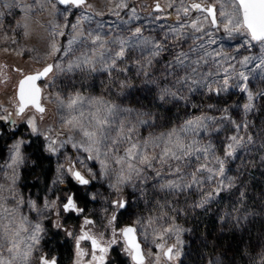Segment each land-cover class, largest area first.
Segmentation results:
<instances>
[{
  "label": "rangeland",
  "instance_id": "obj_1",
  "mask_svg": "<svg viewBox=\"0 0 264 264\" xmlns=\"http://www.w3.org/2000/svg\"><path fill=\"white\" fill-rule=\"evenodd\" d=\"M87 3L105 14L97 16L88 8L60 6L56 0H41L40 4H38V0H0V64L6 65L8 68L6 71L9 73L13 69L16 70V73L19 72L17 76L16 74L12 75L9 83L0 87V115L12 114L11 120L0 121V140L2 143L5 141L7 143L6 152L0 164V234L6 231L5 225H7L8 231H16L19 229V224L23 222L28 228V232H21L24 240L21 247L32 248L30 264H39L41 254L47 259H54L53 231H60L62 238L66 235L70 237L72 245L69 260L73 263L81 262L77 248V228L69 223L73 214L62 210V203L70 194L69 184L75 183L71 174L67 172L70 159L73 161L76 158L84 160L96 174L93 179L85 172L90 183L81 189H74L73 199L75 203L79 200L84 202L85 218L94 222L93 227H87L91 228L95 234L104 233L109 240L112 238L109 233L112 226L109 225V220L114 209L117 208L116 202L120 201L121 195L124 197L123 202L126 204V209H129L124 214L128 220L119 223L121 224L119 228L113 226L116 231L127 225L133 226L137 219L143 223L149 217L158 215L160 209L156 204L157 200L164 204V210L169 215L174 216L176 225L186 229L185 219L190 210L202 209L206 213L207 207L209 208L210 203L219 195L226 196L233 192H241L243 184L240 171L244 172L245 169H249L251 161L260 154L258 159L262 163L264 160V76L256 70L258 60H253L245 69H242L252 74L248 81L235 80L234 83L239 84V87H234L230 83L224 91H210L206 85L213 78L195 84L190 79H183L181 83H177L180 77L188 76L189 72L177 63L176 54L181 51L188 52V58L184 62L185 65H188L192 60L198 59L203 50L190 52V40L174 43L171 36L165 38V33H168L171 27H180L181 24L187 23L192 17L181 15V18L177 20L174 7L158 12L154 7L155 0H147V2L132 0L128 4V8L120 11L119 15L123 19H118L116 15L107 11V0H87ZM53 5H55V11L52 15H48ZM133 8L136 9L135 18L131 15ZM198 15L200 13H193V17ZM81 16L90 17L89 20L81 23L85 34L92 31L100 32L105 37L128 39L131 35L130 30L140 27L143 38L163 43L165 47L155 57H150L152 49L149 45L141 44L129 48L124 59L117 61V68L91 73L90 79L85 82L82 79L85 73L81 68L74 65L71 70H68L67 65L73 55L64 54L67 41L72 33L71 25L80 20ZM53 19L57 25H67L61 29L65 35H53L57 31L55 26L50 23ZM97 24H103V28H97ZM206 31L212 34L211 37L203 36L208 50H223L230 58H234L231 59V63L236 64L238 68V60L244 56L259 57L261 55L259 43L254 44L246 33L243 36L239 33L229 35L222 27L212 26H208ZM210 38L214 39L216 43L208 46L207 41ZM53 40L61 48V51L55 55H49ZM246 40L249 41V44H244ZM74 47L81 51L85 48H94L90 42ZM115 47L116 45H109L105 59L111 57V49ZM88 54L91 55V52ZM149 58L151 59L150 64L147 63ZM50 62L62 64L63 70H54L40 84L43 90L42 104L46 109L45 114L41 117V115L29 111L16 117L13 114L15 110L14 90L16 88L12 87V80L15 83V80L40 70ZM120 68H124L125 71H120ZM145 70H148L147 76L144 75ZM208 70L209 65L205 64L201 72L203 74ZM54 72H58V74L54 76ZM109 72L120 79H130L133 82L132 88L125 89V96L121 98L122 103L128 102L137 109H143L142 114L145 116L153 112L157 114L156 124L151 127L147 125L141 127V137H147L149 131L154 133L168 131L188 119L211 116L215 119L205 121L208 125V132L200 130L198 139L206 141L205 146L211 144L216 155L223 156V149L230 142L231 136L238 135L243 138V143L237 148L234 156L228 158L226 176L231 178L230 185L210 196L202 207L200 205L205 194L216 187L215 180L206 182L203 186L194 185L191 189L181 187L178 190L167 189L164 193H160L153 188L154 184L159 183V178L156 177L143 185L146 192L142 193L139 190L141 188L139 180L135 181V187L126 182L120 186L123 188V192H118L113 170L119 165L113 161L105 174L99 160H87L88 153L83 152L82 148H74L72 144L74 136L80 134L79 130L73 129L70 133L68 128L71 126L67 123L73 117L82 123L84 118L80 115L81 111L85 112V115L92 111L88 104L81 103V101L69 109L67 108L69 101L77 96L81 97V95L85 100L90 96H99L110 78ZM214 79L219 80L220 77L217 76ZM146 81H155V83ZM243 87H246L247 90L241 91ZM165 88H172L180 94L187 93L190 102H185L178 97H166L165 99H171V103L168 104L159 102L158 93ZM249 93L252 94L251 101L248 99ZM113 96H115L114 92ZM195 102H198V105ZM249 103L252 105L251 109H245L244 106ZM210 104L213 107H208ZM170 110H174L173 116L172 118L167 117V119L163 111ZM29 117L35 118L36 132H33L31 125L27 123ZM30 135L35 141L39 138L42 150L53 159L54 170L45 192L42 194L36 191L28 196L21 191L20 177L28 163V154L24 149ZM249 136L252 137V142L248 141ZM50 140L57 142L55 151L49 150ZM17 143L20 144L21 159L13 167H8L7 165L12 163V157L15 155L13 146ZM118 154L124 155L123 150L121 149ZM192 161L191 170L196 165V157H192ZM78 169L84 172V169L79 166ZM145 171L148 176L155 177V173L150 169H145ZM165 178L174 179L175 177L169 175ZM165 201H169L170 206L168 203H164ZM165 222H168L167 218H165ZM36 225L41 228L39 233H35ZM136 228L142 250L146 252L147 248L151 247L152 252L158 254L160 249L156 248L154 244L149 245L141 235L142 229L139 226ZM185 233L186 231L181 233L182 239H184ZM32 235L38 236V239L32 240ZM79 247L84 250L86 246L80 243ZM124 247L123 242L118 238V242L110 246V255H108L105 264H133L131 257L124 251ZM14 256V252L0 251V261L4 264H10ZM152 259H155V255Z\"/></svg>",
  "mask_w": 264,
  "mask_h": 264
},
{
  "label": "snow or ice",
  "instance_id": "obj_2",
  "mask_svg": "<svg viewBox=\"0 0 264 264\" xmlns=\"http://www.w3.org/2000/svg\"><path fill=\"white\" fill-rule=\"evenodd\" d=\"M61 5H67L69 7L75 8H88L90 5L87 3V0H59ZM155 10L158 12L164 11V8H161L159 3L155 4ZM175 8L176 19L179 20L181 15L184 17H192L187 23L181 24L180 27H171L168 33H165V38L167 39L171 36L174 43H178L184 40H190L191 44L189 45L190 52L202 51V54L198 59L192 60L190 64L185 65V60L188 58V52L181 51L176 54V61L180 66L185 67V70L189 72V75L184 77V80H192V83H200L213 78L210 83L206 86L210 91H224L226 90L230 83L234 87H239V84H235V80L241 82L248 81L251 72H246L242 69H245L249 63L253 60H258L256 65V70L260 71L262 76H264V0H168V8ZM128 8L126 0H118V3L112 9V14L119 15L120 9ZM193 13H200L198 16L193 17ZM131 15L133 18L136 17L135 8L131 9ZM88 16H81L75 24L71 25L72 33L70 39L67 41V46L64 49L65 55H75L77 51L81 52V55L77 57L75 61L68 63V70H71L72 67H81L82 65L91 63L89 59L90 55L85 54L79 48H75L76 45H86L91 40V45L97 49H104L106 52L109 51V45H116L115 48L111 49V60L112 68H117V61L123 60L127 55L128 49L143 45H149L152 49L150 57H155L160 54V51L165 47L163 43H156L148 38H143L141 33L142 29L139 27L135 28V31H131V35L128 39L125 38H115L111 40L103 39V35H98L97 32H85L81 28V23L83 21L89 20ZM219 21V23H218ZM223 30L231 35L233 33H246L251 41H255L260 45L261 55L259 57L244 56L242 59L238 60L239 68L236 64L231 63L229 55L223 50L218 51H209L206 47L203 36L208 35L211 37V33L206 31L208 26L212 27H221ZM67 27V25H63ZM55 28L57 31L53 35L63 36L65 33L61 30V25H56ZM214 39H209L207 45L210 46L215 44ZM244 44H249V41H244ZM61 48L58 47L55 40L51 43V52L49 55H55L60 52ZM147 63H151L149 58ZM209 65V70L202 74L201 70L204 68V65ZM62 71L63 65L60 63L47 64L41 71L36 72L35 74L25 75L23 79L18 82L17 89V106L15 108V115L22 116L25 113V110L29 107L35 109L36 112L43 114L45 108L41 104V94L42 89L37 84V81H40L42 78L47 77L53 71ZM122 70V69H119ZM219 76L220 79H214V77ZM180 83L179 81H177ZM247 88H241V91H246ZM81 97L77 96L75 99H72L67 104V108L72 109L79 101ZM249 101L252 100V94L249 93ZM245 109L250 110L252 105L251 103L246 104ZM7 111L6 109L4 110ZM12 114L0 115V121L11 120ZM212 118L207 116L196 117L193 120H189L185 130L186 131H195L199 128L205 127L207 124L205 121H211ZM27 123L31 125L33 132L37 131L35 124V118L29 117ZM73 127H79L82 134L88 138V146L79 147L82 148L83 152L88 153L87 160H99L101 166L105 170V174L108 171V165L105 160L109 159L107 153L105 152V160H101V152L99 147H96V141L94 137L96 133L89 131L84 125L80 123L75 117L70 121ZM239 128V125H237ZM175 135V133H173ZM56 140H50L49 150L55 151ZM243 143V138L238 135H233L230 137V142L227 143L226 147L223 149V156H217L215 151L212 149L211 145L197 147L196 142L193 145H189L188 148L184 151L183 157L190 158L188 159L186 166L178 165L175 169V175L180 176L181 183L177 185L176 181H170L166 186L170 189H176L177 186L180 188L191 189L194 185L203 186L204 183L215 180L216 187L211 189L205 194L204 200H207L210 196L214 195L216 192L220 191L226 185H230V178L226 176L225 162L228 158L234 156L237 148ZM73 147L77 145L73 144ZM136 146L132 145L129 149L125 150L124 155H119V149L117 147L112 148V152L115 156L114 162L121 166V171L126 167L129 170V173L139 174V168L137 167V162L139 164L151 166V158L143 154L141 155L138 151L135 150ZM15 155L12 157V163L7 165L8 167H13L16 165L20 159V144L17 143L13 146ZM193 153H196V165L193 170L190 172L188 168L193 167ZM163 163H168V156L162 155L160 157ZM171 159L176 160L178 157L175 153L171 154ZM84 169V172L78 169ZM181 167H184V171L187 173L186 176H181ZM165 171H168L165 168ZM67 172L81 185H88L90 180L86 178L85 172L88 176L95 178V173L92 169L85 163L84 160L76 158L75 161L69 160ZM227 182V183H226ZM202 201L201 203H203ZM117 206L124 207L122 201L116 202ZM62 210L64 212H78L81 210L77 209V205L74 202V199L71 195L66 198V201L62 203ZM116 221V216L111 217L109 220V225L111 226L113 222ZM94 222L89 219L84 220V228L82 229L81 234L77 238V248L78 256L84 257L89 255L83 249L79 247L81 241H90L92 252L90 253L91 259L87 264H104L106 253L109 250L111 245H114L118 242V238L122 239L123 244L125 245L124 251L131 257L134 264H146L147 253L144 252L141 248V244L137 239V229L133 226H127L116 231L115 228L112 229V238L105 242L106 246H102L101 241L103 237H97L93 235L88 230V225H92ZM41 228L39 225L35 227V233H39ZM169 233L172 232V229L167 230ZM32 240H37L38 236L32 235ZM164 236L161 234L157 238L156 248L163 251L165 257L171 259L172 248H166L164 242ZM18 247V245H14ZM97 252L99 255H97ZM156 260L159 259L157 255ZM0 264L4 262L0 261ZM41 264H55V261H49L48 259L41 257Z\"/></svg>",
  "mask_w": 264,
  "mask_h": 264
},
{
  "label": "clouds",
  "instance_id": "obj_3",
  "mask_svg": "<svg viewBox=\"0 0 264 264\" xmlns=\"http://www.w3.org/2000/svg\"><path fill=\"white\" fill-rule=\"evenodd\" d=\"M41 0H38V4H40ZM132 0H126V3H131ZM147 2V0H145ZM118 3V0H107V11L112 13V9ZM155 3H159L160 6H163L164 11L168 9V0H155ZM88 7L89 11L95 12L97 16H102L105 13L103 11H98L91 4ZM124 9H120L122 11ZM55 11V5L52 6V10L48 12V15H52ZM136 11V9H135ZM116 15V14H114ZM118 19H123L120 15H116ZM66 19V17H65ZM54 26H56L55 20H51ZM61 27H63L61 25ZM223 28V26L221 25ZM97 28H103V24H97ZM140 28V27H139ZM132 32L134 30H130ZM91 32V31H89ZM100 35V32H97ZM240 35H245V33L240 32ZM113 37L103 36L105 40H111ZM91 43V40H89ZM85 54L91 52L89 59L92 61L91 63L82 65L81 68L82 72L85 73L82 76V79L87 82L90 79L91 73L97 72H105L112 68V60L111 57L105 59L106 51L104 49H97L92 48L88 49L85 48L83 50ZM81 55V52H76L70 58V62L75 61L77 57ZM125 71L124 68H120ZM58 72H54L53 75H57ZM148 70L144 71V75L147 76ZM109 80L104 85L102 92L99 96L95 97H88L85 100L84 96L81 95V103L88 104L92 111L85 115V112L81 111L80 115L84 118L83 122L81 123L86 127L89 131H93L96 133L94 140L96 141V147H99L101 156V160H105V152L107 153L109 159L105 160L108 168L111 167L112 162L115 159V156L112 152L113 147H117L120 150L129 149L132 145L136 146V151H138L141 155L146 154L148 155L151 160V166L139 164L137 162V167L139 168V174L133 172L129 173V170L125 167L123 171H121V166L117 167L113 170L115 176V186L118 192H123V188L120 187L124 185L126 182L130 183L133 187H135V181L139 180L141 183V188L139 189L142 193L146 192L147 190L143 188V185L146 184L148 181L155 179L156 177L159 178V183L154 184L153 188L160 192L164 193L165 190L170 189L166 185L170 181H176L177 185L181 183L180 176H176L175 169L178 165L186 166L188 159L184 158L183 153L188 148L189 145H193L196 142L197 147L205 146L206 141L202 139H198L200 130H204L206 133L208 132V125L203 128H199L195 131H186V125L189 120L184 121L179 126L173 127L165 132L154 133L149 131L147 137H141L140 129L142 126H149L156 124V113H151L148 115H143V109H137L134 106H131L128 102H121V98L125 96V89L132 88L133 82L129 80L120 79L119 77L113 75L109 72ZM51 79V77H50ZM184 77H180L178 81L181 83ZM149 83H155V81H146ZM178 83V82H177ZM159 87V85H157ZM113 92L115 96H113ZM105 93H107L105 95ZM166 97L170 98H179L184 100L185 102H190V97L185 94H180L172 88H165L158 93L157 99L159 102L168 104L171 103V99H165ZM58 98V97H57ZM208 107H213V105H208ZM209 118L214 119L211 116H207ZM74 118V117H73ZM68 120V125L71 127L68 128V131L71 133L73 129H78L80 134L74 136L72 144L77 145V147H86L88 146V138H86L82 132L80 131L79 127H73L70 121ZM64 127V125H61ZM219 127V126H217ZM215 130V129H213ZM175 133V135H173ZM248 141L252 142V137H248ZM211 145V144H208ZM211 147H213L211 145ZM175 153L178 159L173 160L171 159V154ZM162 155L168 156V163L165 164L162 162L160 157ZM122 156V155H121ZM219 156V155H217ZM193 157H196V153H193ZM228 160L225 162V170L227 167ZM118 165V164H117ZM165 168L168 171H165ZM145 169H150L152 172L155 173V177L148 176ZM188 171H191V168H188ZM173 176L174 179H166L167 176ZM187 173L184 171V167H181V176H186ZM231 179V178H230ZM227 187V185L225 186ZM177 190L180 189L179 186L176 188ZM120 201H124V197L121 195L119 198ZM204 202L201 203V207L207 200H203ZM124 203V202H123ZM164 203H168L170 206L169 201H165ZM156 204L159 206V213L158 215H153L149 217L146 221L141 223L139 219L134 222L133 227L139 226L142 231L141 235L143 236L144 240L149 245H156L157 238L163 234L164 236V244L166 248H172V256L171 259L164 256L163 251H159L158 254H154L151 250V247H148L146 250L147 253V264H179L181 258L185 256L184 252V244L185 241L181 238V233L184 231L191 232V229H184L178 227L175 223L174 216L169 215L167 211L164 210V204L161 201L157 200ZM125 207V204H124ZM124 207L117 206V210L123 209ZM115 216L114 214L112 217ZM165 218H167V223L165 222ZM59 226V225H57ZM6 231L3 234H0V251H6L8 253H15V256L11 260L10 264H30L32 261V248L31 247H21V244L24 242L23 237L21 236V232H28V228L25 227V224L21 222L19 224V229L16 231H8L7 225L4 226ZM137 229V228H136ZM172 229V232L169 233L167 230ZM10 245V247H9ZM14 245H18V247H14ZM158 255L159 259H152L153 257ZM42 257V254H41Z\"/></svg>",
  "mask_w": 264,
  "mask_h": 264
},
{
  "label": "trees",
  "instance_id": "obj_4",
  "mask_svg": "<svg viewBox=\"0 0 264 264\" xmlns=\"http://www.w3.org/2000/svg\"><path fill=\"white\" fill-rule=\"evenodd\" d=\"M173 112L163 114L172 118ZM38 140L30 135L24 149L28 163L21 172L20 188L28 196L36 191L43 194L54 170L53 159L44 153ZM3 143L0 140V164L6 152L7 143ZM260 156L251 161L249 169L240 171L241 192L219 195L206 213L189 209L185 221L191 232L184 235L185 256L179 264H264V160L262 163ZM128 210L120 214L119 223L128 220L124 215ZM52 234V251L60 264H67L71 246L63 243L60 231Z\"/></svg>",
  "mask_w": 264,
  "mask_h": 264
},
{
  "label": "flooded vegetation",
  "instance_id": "obj_5",
  "mask_svg": "<svg viewBox=\"0 0 264 264\" xmlns=\"http://www.w3.org/2000/svg\"><path fill=\"white\" fill-rule=\"evenodd\" d=\"M6 69H8L7 67H6V65H4V64H0V87H2V86H4L5 85V83H9L11 80V77H12V75H14L15 76V74H16V76L18 75V73L19 72H17L16 73V70L15 69H13L12 71H11V73H9L8 71H6ZM23 77V76H22ZM21 77V78H22ZM21 78H19L18 80H15V83H13V80H12V84L11 85H13L12 87L13 88H16L17 89V84H18V81L21 79ZM42 83V82H41ZM40 83V84H41ZM15 86V87H14ZM0 91H1V88H0ZM14 106H15V108H16V106H17V97H16V90H14ZM42 106H43V104H42ZM44 107V106H43ZM45 108V107H44ZM29 111H33V112H35V113H37L38 115H41V117L45 114V112L43 113V114H41V113H38V112H36V111H34L31 107H29L28 109H26L25 110V113L26 112H29ZM45 111H46V109H45ZM24 113V114H25ZM13 114L15 115V110L13 111ZM16 117H19V116H17V115H15ZM12 128V127H11ZM73 178V177H72ZM73 181H75L74 180V178H73ZM69 185H71V183L69 184ZM85 186H87V185H85ZM85 186H79L78 184H76V182L75 183H72V185L71 186H69L70 187V194L69 195H71L72 197H74V189H81V188H83V187H85ZM79 200V199H78ZM124 204H125V202H124ZM76 205H77V209L78 210H81V211H78V212H73L72 214L73 215H71V218H70V220H69V223L71 224V225H73L75 228H77V237H76V239L79 237V235L81 234V232H82V229L84 228V220L85 219H87V218H85V210H84V207H83V203H80L79 201L76 203ZM114 206H115V204H113ZM126 209V204H125V207L123 208V209H119V210H117V208L116 209H114V212H113V214L116 216V221L115 222H113V224H112V226H111V231L109 232L110 233V235H112V229H113V226L115 227V226H117L118 228L121 226V224H119V216H120V214L124 211ZM89 220H91V219H89ZM76 221V223H74ZM93 221V220H92ZM88 226H90V227H93L94 225L92 224V225H88ZM88 230L93 234V235H96L97 237H100V236H102L103 237V240L101 241V244H102V246H106V244H105V242L106 241H108L109 240V238H107L105 235H104V233H100V234H95L93 231H92V229L91 228H88ZM117 232H119L118 230H117ZM106 233V232H105ZM71 239H70V237H68V235H66L64 238H62V241H63V243H65V244H69L70 246L72 245V242L70 241ZM119 240L120 241H122V239H120L119 238ZM123 242V241H122ZM62 243V242H61ZM81 244H85V249H84V251L85 252H87V253H89V255H87V256H84V257H81V259H80V263H73V261H69L67 264H87V262L91 259V255H90V253L92 252V248H91V243H90V241H81ZM125 246V245H124ZM83 249V248H82ZM113 254V253H112ZM97 255H99V253L97 252ZM108 255H110V247H109V250H108V252L106 253V256H105V261H106V259L108 258ZM115 255V254H114ZM112 256V255H111ZM42 257H44V256H42ZM45 258V257H44ZM53 258L54 259H48L49 261H51V260H55V262H56V264H60L59 263V257L57 256V255H54L53 256ZM47 259V258H46ZM132 261V260H131ZM132 263L134 264V262L132 261ZM39 264H41V258H40V263ZM104 264H105V262H104ZM112 264V263H111Z\"/></svg>",
  "mask_w": 264,
  "mask_h": 264
},
{
  "label": "water",
  "instance_id": "obj_6",
  "mask_svg": "<svg viewBox=\"0 0 264 264\" xmlns=\"http://www.w3.org/2000/svg\"><path fill=\"white\" fill-rule=\"evenodd\" d=\"M57 1V3L60 5V6H67V5H61L60 3H59V0H56ZM249 37V36H248ZM249 39H250V37H249ZM251 40V39H250ZM254 44H257V42H255V41H252ZM48 64H52L51 62L50 63H48ZM47 65V64H46ZM45 65V66H46ZM44 66V67H45ZM44 67H42L40 70H38V71H41ZM38 71H35V72H33V73H28V74H26V75H31V74H35L36 72H38ZM51 75V73L47 76V77H45V78H42L40 81H37V84L41 87V85H40V83L41 82H43V81H45L49 76ZM25 76V75H24ZM23 76V77H24ZM23 77L21 78V79H23ZM20 79V80H21ZM19 80V81H20ZM18 81V82H19ZM17 89H18V84H17ZM17 89H16V97H17ZM41 89H42V87H41ZM43 91V90H42ZM41 104H42V94H41ZM33 109V108H32ZM34 111H35V109H33ZM75 180V179H74ZM76 182V184H78L79 186H85V185H81V184H79L77 181H75ZM127 226H131V225H127ZM127 226H125V227H127ZM137 239H138V237H137ZM138 242H139V240H138ZM140 243V242H139ZM141 244V243H140ZM141 248H142V246H141ZM132 260V259H131ZM51 261H53V260H51ZM55 261V260H54ZM55 264H56V262H55Z\"/></svg>",
  "mask_w": 264,
  "mask_h": 264
}]
</instances>
